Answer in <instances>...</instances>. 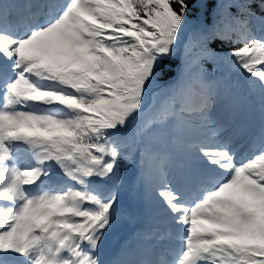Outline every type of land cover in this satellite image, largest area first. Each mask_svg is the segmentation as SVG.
<instances>
[{
    "label": "snow or ice",
    "instance_id": "obj_1",
    "mask_svg": "<svg viewBox=\"0 0 264 264\" xmlns=\"http://www.w3.org/2000/svg\"><path fill=\"white\" fill-rule=\"evenodd\" d=\"M193 2L43 0L33 12L29 0L21 24L11 19L17 5L0 0V201L11 204L0 209V264H101V238L119 211L121 161L138 169L137 186L151 176L153 199L182 248L170 261L121 252L112 264H264V0H212L211 23L185 38ZM177 52L179 71L160 86L163 65ZM207 64L246 74V85L209 78ZM242 87L258 91L261 126L238 158L239 132L228 135L231 125L212 112L217 105L232 110ZM153 88L168 103L140 125ZM27 102L69 113L61 118ZM156 145L206 162L192 192L182 196L173 187L171 169L145 173L146 159L172 156L155 152ZM23 146L32 167L15 161ZM49 161L71 183L27 194L25 186L48 174L41 166ZM94 178L110 181L113 191L101 195Z\"/></svg>",
    "mask_w": 264,
    "mask_h": 264
},
{
    "label": "rangeland",
    "instance_id": "obj_2",
    "mask_svg": "<svg viewBox=\"0 0 264 264\" xmlns=\"http://www.w3.org/2000/svg\"><path fill=\"white\" fill-rule=\"evenodd\" d=\"M25 1L29 0H12V2H14L16 5L18 2L17 10V7L10 9L12 20L18 21L16 19L18 17H16V14H19L18 10L20 8L21 2ZM37 2L42 3V0H36V3ZM240 74L241 73L237 74L236 72H231L227 74V78L232 79L233 82L241 81L243 84H245L244 80L239 76ZM225 76H223V78ZM251 90L253 93H258L257 90ZM27 104L29 105L30 109H36L38 111L53 114L61 118H63L66 113H69L68 109L63 108L60 105H55L56 107H52V105H40L36 102H27ZM236 105L239 106V109L235 110L233 112L232 118L228 120V123L231 125L228 130V135L239 132V135H237L234 140V145L238 157L242 152H247L248 146L253 140L259 139L261 121L257 122L254 120L250 103L246 97H244L243 99H238ZM240 110L245 111L246 122L242 118ZM241 128H243L244 130L240 131ZM18 143L20 142H14V144ZM159 147L161 148L162 155H168L169 153L172 154L170 159L163 160L164 162H161V168L173 170V187L179 190L182 196L192 192L191 187H195L193 185H196V183L205 175V170L207 168L206 162L200 161L194 163L187 160H181V158L176 155V148H164L160 145ZM154 151L157 152V149L154 148ZM14 158L16 163H18L21 168L32 167L35 165V158L31 154V150L28 149L27 146L18 148L14 153ZM145 164H148L147 159L145 160ZM41 167L48 173L44 176L43 184L38 187V189L29 188V192L27 186H25V191L27 194L31 195L40 191L41 189L51 188L54 186H62L63 184L71 183L67 180L61 168L55 162H46ZM147 177L148 179L152 180L150 176ZM145 180L146 177L144 175L138 186L139 190L135 189L134 192L130 195H128L127 191L122 190L120 186L115 189L114 194L117 195V193H121L124 198L118 200L117 208L119 209V211L114 217V223L101 238V242L97 250V254L100 257L101 264H112V262L114 261V254L119 257L121 252L130 253L137 245H140L143 250L141 251V254H138L134 257L144 260H153L155 255H157V250H160V258L157 260L170 261L173 258L174 250L176 248H182V241L177 242L176 239V228L163 219L162 202L156 203V201L153 199L151 186L142 185V182ZM3 182V174L0 173V183ZM152 183L153 180L149 184ZM108 184L109 182L106 184L101 182L97 185H94L93 187L99 192L100 190H102L104 194L101 195H107L110 191H113L112 186L110 188L108 187ZM144 189H146L147 192L143 194L142 192ZM201 195H203V193H201ZM145 204L148 209L142 214L146 213V215L151 219L153 228L149 232V234L143 233L140 236L139 231L135 229V213L138 211L140 212V206ZM10 206L11 204L9 201H0V209L7 210ZM160 219L162 221L164 220V222H159L158 220ZM134 229L135 232L131 234Z\"/></svg>",
    "mask_w": 264,
    "mask_h": 264
},
{
    "label": "trees",
    "instance_id": "obj_3",
    "mask_svg": "<svg viewBox=\"0 0 264 264\" xmlns=\"http://www.w3.org/2000/svg\"><path fill=\"white\" fill-rule=\"evenodd\" d=\"M215 7H216V5L214 2H212V0H210V2L207 4V6H205V4H203V3L198 2V0H194L192 5L190 6V13H189V16L187 18V24L185 25V28H184L185 38L187 37V35L189 33L194 32V31L198 30L199 28H201L202 26H205V25H208L211 23V21L214 17ZM211 46L213 48H215L217 51H224V50H226V47H227L226 45H224L223 43H221L219 41H214ZM179 65H180V52H177V54L175 55V57L173 59L168 60L164 63L163 75H161L158 78L157 83L160 86H165L168 83H170L172 81V79L175 77V75L177 74V72L179 71ZM206 67L208 69V73H207L208 77L214 78V79H222L223 76H225L231 72H236L227 66H217L215 71H213V68H214L213 64H207ZM238 73H241L243 78L245 79L246 74H244L242 72H238ZM154 91H155V94H154L155 102L152 103L151 102V94ZM255 95L259 99V94L255 92ZM165 103H168V97L163 95L161 93L160 89H155V88L150 89L148 92V95L146 97L145 108L148 106V104H151V108L145 114V116L141 119L139 124L143 125L147 120L153 119L155 117L156 113L159 111L160 107L162 105H164ZM235 110H238V107L236 105L230 111L226 110L221 105H217L213 109L212 117H214V119H217L220 122L228 121L232 117L233 112ZM156 127H157L156 124H153L151 126L152 129H155ZM115 134H116L115 132L110 133V136L115 135ZM119 134L123 135L124 130H121ZM155 148L157 149V153L162 155V151H161V148L159 147V145H156ZM157 160H159V162H163L159 158H157ZM147 161H148V164H145V162H144V165H143L145 173H148L149 170L156 169V166L158 165V163L156 162V159L153 160V159L149 158V159H147ZM121 168H122V175L124 177L123 182L120 185L121 189L124 191H127V193L130 191H133L135 188L138 189V186L135 183L136 176L138 173V170L136 171V166L135 165H129L126 161H121ZM147 176H149V175L145 174L146 180L151 182L152 180L148 179ZM96 181L98 182V179H95V178L91 181L92 186L98 184ZM133 182H134V185H132ZM108 185L111 188L112 183L109 181ZM131 185H132L133 189H129V187ZM149 186H151V185H149ZM100 192H101V190H100ZM101 194H103V192H101ZM116 197H117V199H123L124 198L121 193H117Z\"/></svg>",
    "mask_w": 264,
    "mask_h": 264
},
{
    "label": "bare ground",
    "instance_id": "obj_4",
    "mask_svg": "<svg viewBox=\"0 0 264 264\" xmlns=\"http://www.w3.org/2000/svg\"><path fill=\"white\" fill-rule=\"evenodd\" d=\"M33 1V2H32ZM27 3H29V1H25V2H21V4H20V8H19V10H18V13L19 14H16V19L20 22V23H24L27 19H28V15H29V13H28V9L26 8V7H23L25 4H27ZM41 5L42 3H43V0H42V3H40V2H37L36 3V0H31V4H32V10H33V12H35V11H38V10H40V6H39V4ZM17 6H18V2H17ZM39 6V7H38ZM18 9V7L16 8V10ZM15 10V9H14ZM241 98V97H240ZM229 135H231V134H229ZM238 143V142H237ZM239 144V143H238ZM246 152L244 151V152H242L240 155H243V154H245ZM239 155V156H240ZM239 156H238V158H239ZM43 184V182L41 183V184H39V185H37L36 187H34V189H38V187H40L41 185ZM193 186H195V185H193ZM29 188H30V185H28L27 186V189H28V192H29ZM194 188L195 187H191V190L193 191L194 190ZM143 249H142V247L140 246V245H137V246H135L134 247V249L130 252L131 254H133V256H137L138 254H141V251H142ZM156 254L157 255H155V257H154V259L155 260H157V259H159L160 258V250H157V252H156Z\"/></svg>",
    "mask_w": 264,
    "mask_h": 264
}]
</instances>
